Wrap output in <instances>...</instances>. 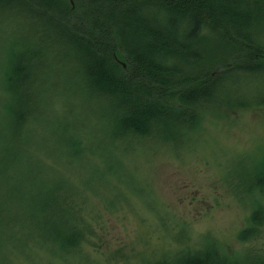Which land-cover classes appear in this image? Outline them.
Here are the masks:
<instances>
[{"label":"rangeland","instance_id":"1","mask_svg":"<svg viewBox=\"0 0 264 264\" xmlns=\"http://www.w3.org/2000/svg\"><path fill=\"white\" fill-rule=\"evenodd\" d=\"M259 30L264 33V25ZM56 44L38 19L16 11L0 15L4 145L14 149L20 173L36 172L43 192L54 186L59 193H75L84 212L103 220L92 225L102 242L84 248L88 260L76 258L70 264H144L152 254L177 250L184 240L193 246L214 242L240 264L263 262L264 221L251 241L242 244L237 237L257 204L264 209V194L255 190L261 185L264 191V70L229 73L209 93L218 101L207 100L200 111L186 115L168 113L149 138L136 141L113 137L119 125L108 104L85 93L79 74L61 61L63 49ZM38 47L53 64L47 62L45 69L31 64L29 86L8 93L9 57ZM24 96L32 101L25 109L30 121L17 139L6 109L12 101L15 118ZM17 185L16 179H0V202L11 200L8 193L16 192ZM9 260L52 261L39 251L27 260Z\"/></svg>","mask_w":264,"mask_h":264},{"label":"trees","instance_id":"2","mask_svg":"<svg viewBox=\"0 0 264 264\" xmlns=\"http://www.w3.org/2000/svg\"><path fill=\"white\" fill-rule=\"evenodd\" d=\"M250 1L0 0V15L16 11L41 21L43 32L51 33L63 49L61 61L79 74L85 93L108 104L119 125L113 137L137 141L149 138L168 113L186 115L200 111L210 100L218 101L209 93L229 73L264 70V33L259 30L264 25L263 6L260 0ZM47 62L53 64L42 47L26 50L18 58L11 55L6 91L28 85L31 64L45 69ZM31 103L21 98L15 118L12 101L6 109L17 139L30 121L25 109ZM3 129L0 120V179H16L18 185L16 192L8 193L11 200L0 202V258L11 264L10 256L27 260L39 251L51 264L88 260L84 248L98 247L94 240L102 242L92 225L99 226L103 220L98 213L84 212L75 193L62 194L54 186L43 192L35 171L20 173L14 149L4 145ZM257 186L255 190L264 194ZM263 221L264 209L257 204L237 240L243 244L254 239ZM181 246L157 257L152 254L154 258L144 264H240L214 242L193 246L184 240ZM247 264H264V259Z\"/></svg>","mask_w":264,"mask_h":264},{"label":"water","instance_id":"3","mask_svg":"<svg viewBox=\"0 0 264 264\" xmlns=\"http://www.w3.org/2000/svg\"><path fill=\"white\" fill-rule=\"evenodd\" d=\"M70 2L72 1V0H69Z\"/></svg>","mask_w":264,"mask_h":264},{"label":"bare ground","instance_id":"4","mask_svg":"<svg viewBox=\"0 0 264 264\" xmlns=\"http://www.w3.org/2000/svg\"><path fill=\"white\" fill-rule=\"evenodd\" d=\"M71 3H72V1H71Z\"/></svg>","mask_w":264,"mask_h":264}]
</instances>
